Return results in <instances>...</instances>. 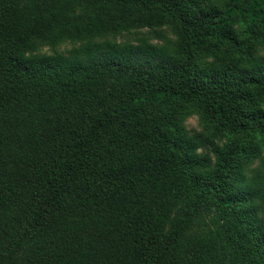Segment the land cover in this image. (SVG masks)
I'll return each instance as SVG.
<instances>
[{
	"label": "trees",
	"instance_id": "1",
	"mask_svg": "<svg viewBox=\"0 0 264 264\" xmlns=\"http://www.w3.org/2000/svg\"><path fill=\"white\" fill-rule=\"evenodd\" d=\"M263 47L264 0H0V264H264Z\"/></svg>",
	"mask_w": 264,
	"mask_h": 264
},
{
	"label": "rangeland",
	"instance_id": "2",
	"mask_svg": "<svg viewBox=\"0 0 264 264\" xmlns=\"http://www.w3.org/2000/svg\"><path fill=\"white\" fill-rule=\"evenodd\" d=\"M140 37H147L150 39L152 43L160 44L169 38H175V34L171 26L164 25L153 30L149 28H139L129 32H123L115 37H109V38H113L114 41L122 42V43L123 42L138 43V38ZM78 44L79 43H75L70 40H63L55 46H52L50 44H43L38 48L36 52L38 54H51L54 52H62L68 54L69 50ZM260 53L264 54V47L260 50ZM184 123L190 133L195 134L202 132V127L200 125L199 118L196 114L187 116L186 119L184 120ZM223 141L224 139L222 140V142ZM261 164L262 161L257 160L254 163H252L251 167L255 169L257 167H260ZM261 215H263L264 217V205ZM212 218L213 216L211 213L204 211L198 218L195 225V229L202 232L215 231L214 227L216 225L214 224Z\"/></svg>",
	"mask_w": 264,
	"mask_h": 264
}]
</instances>
